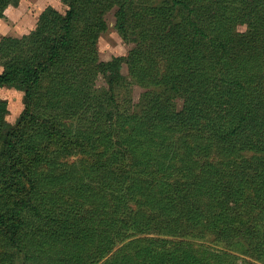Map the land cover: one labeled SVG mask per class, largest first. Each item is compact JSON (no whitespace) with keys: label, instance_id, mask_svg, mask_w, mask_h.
Here are the masks:
<instances>
[{"label":"trees","instance_id":"1","mask_svg":"<svg viewBox=\"0 0 264 264\" xmlns=\"http://www.w3.org/2000/svg\"><path fill=\"white\" fill-rule=\"evenodd\" d=\"M61 2L0 39V264L264 261V0Z\"/></svg>","mask_w":264,"mask_h":264},{"label":"rangeland","instance_id":"2","mask_svg":"<svg viewBox=\"0 0 264 264\" xmlns=\"http://www.w3.org/2000/svg\"><path fill=\"white\" fill-rule=\"evenodd\" d=\"M52 7L58 12L64 14L67 10V6L64 5L61 0H20L17 7H9L4 13V18L0 19V39L2 38H20L23 35H27L36 27L37 21L40 15L48 8ZM115 9L110 11L105 16V21L107 24V29L104 33L99 36L97 42L98 54L100 62L111 61L114 57H124L127 55L129 50L133 47L131 44L125 43L115 28ZM239 30L243 31L244 27H239ZM2 71L0 67V72ZM121 73L124 76L128 75L126 65L121 66ZM105 85V80L103 77H99L96 80L97 87H103ZM133 91L131 98L134 104H138L139 98L143 89L138 86H133ZM0 101H3L7 105L6 121L10 125H14L18 118L20 117L24 109V94L19 90L12 88L3 87L0 89ZM178 107L180 108L181 102L179 101ZM71 160V159H70ZM198 245L211 246L212 248L219 249L223 252H227L239 258L246 259L253 264H264V261L258 262L250 257H245L237 252L230 249L223 248L212 244L211 242H197ZM120 248V246L118 247ZM135 252L130 250L131 255ZM140 256L137 262L145 263L149 259L146 258V253L144 251L140 252ZM228 264H244L241 260H236L235 262L231 259Z\"/></svg>","mask_w":264,"mask_h":264}]
</instances>
